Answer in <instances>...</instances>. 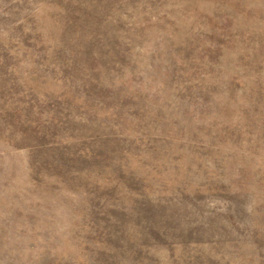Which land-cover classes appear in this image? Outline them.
<instances>
[{
    "label": "rangeland",
    "instance_id": "374dc122",
    "mask_svg": "<svg viewBox=\"0 0 264 264\" xmlns=\"http://www.w3.org/2000/svg\"><path fill=\"white\" fill-rule=\"evenodd\" d=\"M0 264H264V0H0Z\"/></svg>",
    "mask_w": 264,
    "mask_h": 264
}]
</instances>
